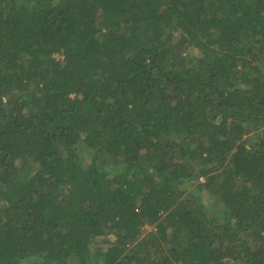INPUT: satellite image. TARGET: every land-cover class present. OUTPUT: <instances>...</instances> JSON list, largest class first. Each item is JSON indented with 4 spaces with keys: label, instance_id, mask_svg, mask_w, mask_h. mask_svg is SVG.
Listing matches in <instances>:
<instances>
[{
    "label": "trees",
    "instance_id": "16d2710c",
    "mask_svg": "<svg viewBox=\"0 0 264 264\" xmlns=\"http://www.w3.org/2000/svg\"><path fill=\"white\" fill-rule=\"evenodd\" d=\"M0 264H264V0H0Z\"/></svg>",
    "mask_w": 264,
    "mask_h": 264
},
{
    "label": "rangeland",
    "instance_id": "374dc122",
    "mask_svg": "<svg viewBox=\"0 0 264 264\" xmlns=\"http://www.w3.org/2000/svg\"><path fill=\"white\" fill-rule=\"evenodd\" d=\"M151 228H149V230H150Z\"/></svg>",
    "mask_w": 264,
    "mask_h": 264
}]
</instances>
